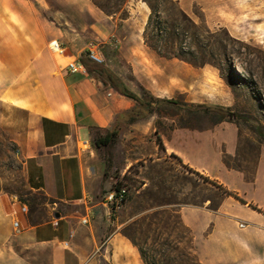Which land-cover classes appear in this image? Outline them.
I'll use <instances>...</instances> for the list:
<instances>
[{"label": "crops", "instance_id": "1", "mask_svg": "<svg viewBox=\"0 0 264 264\" xmlns=\"http://www.w3.org/2000/svg\"><path fill=\"white\" fill-rule=\"evenodd\" d=\"M38 2L0 0V125L8 127L18 146L29 189L51 201L40 203L41 211L31 209L22 215V230L16 231L11 199L31 205L26 195L0 194V264H146L130 238L136 236L129 230L136 215L126 214L127 203L112 212L104 200L111 183L104 180V173L100 179L95 176L97 164L86 153L95 152L92 145L81 147L82 140L92 142L94 128L111 129L118 115L133 108L136 101L102 80L98 71H68L71 56L79 61L84 57L73 46L67 55L51 50L49 43L60 40L63 31L56 18L42 13ZM180 3L187 9L185 0ZM130 8L138 13L149 6L138 2ZM131 51L142 54L144 66L153 65L155 55L143 41ZM122 81L131 92L142 95ZM146 86L150 94L165 98L152 85ZM184 88L189 103L230 106L196 94L192 86ZM225 130L222 122L158 129L152 114L122 129L121 141L138 144L137 156L125 163L123 172L143 156L156 162L174 153L182 165L235 192L239 197L222 194L214 207L209 205L211 199L202 204L183 203L181 221L201 263L264 264V145L248 178L245 171L224 163L225 153L238 151V128L230 129L232 136ZM143 142L149 152L147 148L144 152Z\"/></svg>", "mask_w": 264, "mask_h": 264}, {"label": "rangeland", "instance_id": "2", "mask_svg": "<svg viewBox=\"0 0 264 264\" xmlns=\"http://www.w3.org/2000/svg\"><path fill=\"white\" fill-rule=\"evenodd\" d=\"M95 1L39 0L38 7L42 13L56 18L63 31L60 40L68 51L73 46L81 57L88 58L89 47H97L105 58L102 65L116 72L130 89L140 94L150 93L146 86L150 84L162 97L198 105L187 101L189 92L184 87L192 86L196 94L230 103L223 107L230 108L237 116L222 121L228 136H232L230 129L238 128V151L230 155V162L252 178L264 145L260 133L264 132V0H185L187 9L180 0H151L157 5L159 15L169 19L159 36L162 40H157V50L148 46L145 39L150 7L138 13L130 8L131 4L145 3L144 0L126 3L108 0L113 11L109 14ZM142 41L155 55L150 67L144 66L142 54L131 51L132 46L142 45ZM158 51H172L188 60L162 56ZM219 116L214 111L164 103L154 113V120L158 129L164 130L174 126H213L218 124ZM96 131L94 128L91 142L95 152L86 153L97 164L95 176L100 179L104 173L111 190L118 181L127 186L126 214L136 215L129 223V230L141 242L148 241L145 246L158 261L185 264L179 253L190 245L192 237L181 223L180 206L211 199L209 205L214 207L222 191L188 171L170 154L156 162L149 155L143 156L123 172L125 163L137 156L138 144L118 139L112 145L97 148L93 141ZM146 148L149 152V145L143 142L144 152ZM18 153L8 127L0 125V194L19 198L26 195V199H35L37 206L33 209L41 211L38 205L45 199L41 192L30 194Z\"/></svg>", "mask_w": 264, "mask_h": 264}, {"label": "trees", "instance_id": "3", "mask_svg": "<svg viewBox=\"0 0 264 264\" xmlns=\"http://www.w3.org/2000/svg\"><path fill=\"white\" fill-rule=\"evenodd\" d=\"M144 1L149 5V7L151 9V14L149 16L148 23H147L148 31H146V35H145L146 43L151 48L157 50V40H162V37H159V36L161 34L162 28L163 27L167 28V24L169 23V19L161 17L159 15V13L157 11V5H155L151 0H144ZM168 1L174 2V0H168ZM126 2H127V0L124 1V3H126ZM95 3L108 14L113 12L110 10L111 7H110V2L108 0H105V1L96 0ZM169 42H172V41L170 40ZM159 53L162 56H166V57L167 56H174V57H179L183 60H188L182 54H177V53L172 52V51L167 52V53H162V52H159ZM81 62L85 65L86 69L89 72L98 71L102 80L107 79L116 90H118L123 95H126V96H128V97H130L136 101V105L133 108H131L130 110L124 111L120 115H118L116 123L111 129H108L105 132H101L100 131L101 129L97 128V131H96L94 139H93L94 145L97 148L114 144L119 139L120 133L126 125L131 124L133 122H136L138 120L144 119V118L154 114L155 112H157L159 106L161 104H164V103L176 105V106H179L182 108H187V109L204 110L206 112H212V111L217 112L220 114V116L218 117L216 123L224 121L226 119V117H228V116H230V117L231 116H237V113L233 112L230 108H226V107H222V106H210V105H206V104L193 105V104H188L186 102H182V101H179V100L173 99V98L155 97L154 95H152L150 93H145V92L142 95L134 94L133 92H131L126 87L124 82L116 74L112 73L104 65L96 63V62H92L89 58H82ZM260 133L264 136L263 131ZM157 143L159 144L160 148H164V144H163V141H162L160 136H157ZM171 155L177 157L181 161V159L176 154L172 153ZM224 163L229 167L240 169L239 167H236L235 165H233L230 162V155L227 153L224 154ZM183 166L188 171L197 174L206 183H210V184L218 187L222 191L223 195H235L236 197H239L236 194H234L235 192L229 190L224 185H222V184L218 183L217 181L209 178L208 176L201 175L199 172L194 171L192 168H190L186 165H183ZM240 170H242V169H240ZM122 185L123 184L120 181H118L116 186H115V189L119 188ZM30 194H32L31 190H30ZM41 196L44 197L45 201L50 200L44 194H41ZM241 200L243 201V199H241ZM26 202L30 203L31 209H33V208H35V206H37V203H35V199H33V201H31V198L26 199ZM41 203H43V202H41ZM181 223H182V221H181ZM182 225H183V227L188 229L186 226H184L183 223H182ZM147 237H148V235H147ZM130 238L140 248L142 257H143L144 261L146 262V264H163V261H158V259L155 257V255H152L150 253V251L148 250V248L145 246L148 244V241H146L145 243L141 242L139 240L138 236L130 235ZM180 242H182V240H180ZM165 244H167L169 246L171 245L169 242H166ZM173 248L177 249L174 246H173ZM152 250H153V248H152ZM179 256H180V258H182V261H183V263L185 262V264L188 261H191L194 264H203L199 261V259L197 258L196 254L193 250L192 238H190V245L188 247H186L184 250H182L179 253Z\"/></svg>", "mask_w": 264, "mask_h": 264}, {"label": "built area", "instance_id": "4", "mask_svg": "<svg viewBox=\"0 0 264 264\" xmlns=\"http://www.w3.org/2000/svg\"><path fill=\"white\" fill-rule=\"evenodd\" d=\"M49 46L52 51L59 55H67L68 48L62 41L59 39H54L49 43ZM87 57L92 61L99 64H104L105 58L102 56V54L99 52L98 48L95 46L89 47L87 51ZM67 69L71 73L76 72H86L87 69L85 65L79 61L78 59L74 58L73 56L70 57L68 63H67ZM81 147L83 149H90L91 148V142L88 139L81 141ZM128 198V188L125 185L120 186L117 189L111 190L107 195L105 196V202L110 206L113 213L118 212L126 203ZM10 207H11V214L13 217V224L16 229V231L22 230V221L21 217L22 215H25L29 212V207L27 204L21 202L18 198L14 197L10 201ZM84 223H87V219L84 218L82 220ZM240 226H244V222L240 223Z\"/></svg>", "mask_w": 264, "mask_h": 264}, {"label": "water", "instance_id": "5", "mask_svg": "<svg viewBox=\"0 0 264 264\" xmlns=\"http://www.w3.org/2000/svg\"><path fill=\"white\" fill-rule=\"evenodd\" d=\"M101 82H102V80H100ZM103 83V82H102ZM57 216L59 217L60 216V214L59 213H57Z\"/></svg>", "mask_w": 264, "mask_h": 264}]
</instances>
